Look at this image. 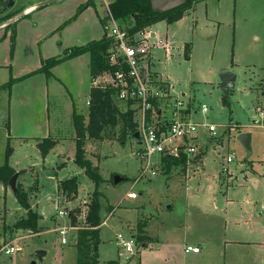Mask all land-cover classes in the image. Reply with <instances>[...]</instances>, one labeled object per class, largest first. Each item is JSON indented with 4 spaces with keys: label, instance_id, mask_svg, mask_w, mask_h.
<instances>
[{
    "label": "rangeland",
    "instance_id": "1",
    "mask_svg": "<svg viewBox=\"0 0 264 264\" xmlns=\"http://www.w3.org/2000/svg\"><path fill=\"white\" fill-rule=\"evenodd\" d=\"M22 1L26 0H18L17 5L0 16V23L19 15ZM193 1L195 4L183 18L171 24L159 20L151 25L153 31L167 33V38L176 42L172 49L178 48V63L171 56L163 57L164 49L158 52L164 62V67L160 65L159 69L169 75L175 95L181 98L184 93L182 98L185 101L190 98L187 107L193 108L192 120L218 126L215 137H218L217 142H222V150L219 152L215 148L216 142L209 141L203 157L204 166H193L191 173L175 167L167 174L162 165L156 163L155 176L141 177L143 162L133 155L139 148L138 140L133 135H127L125 141L119 140L118 126L113 135L110 133L101 141L88 139L84 142L86 158L103 179L96 185L74 162L76 140L72 113L75 110L85 117L88 113V55L81 54L78 60L69 62L67 59L51 67L48 94L44 89L40 91L38 78L17 81L8 89L6 82L11 67L0 70V166L5 162L9 144L13 155H10L8 164L14 169H26L16 171V187L26 192L30 206L29 209L23 207L12 187L0 182V264H30L32 259L37 264H56L65 253L69 257L63 264H77L74 240L61 243L58 229L75 226L69 233L76 237L78 230L87 224L94 191H97L101 204L102 220L106 221L100 225L99 264H139L138 251L144 243L160 240L192 243L201 238L206 239L202 243L206 251L221 259L220 264H264L263 260L253 263L254 254L260 255V259L264 256V249L257 244L250 241L226 246L223 243L225 238L264 239V221L259 214L260 205L264 203V129L260 126L259 114V109H264V0ZM173 2L157 0L156 4L162 7V3ZM69 3L63 5L64 12L71 9ZM38 18L40 20L25 18L20 23L18 53L14 59L17 74L38 63L39 56L28 53L32 44L30 37L33 38L35 30L48 32L56 21L53 13ZM60 30L58 28L54 36H50L49 43L69 42V31L62 33ZM10 34V29L0 27V57L10 46ZM71 34L70 42L84 38L81 27ZM185 45H189L187 53L190 51V56L184 55L186 59L182 55ZM224 69L236 74L231 93L220 89L219 73ZM40 73V80L44 81L47 77L44 72ZM114 101L120 109L126 108L124 102H119L115 96ZM202 105L207 106L206 112L201 111ZM47 117L49 124L45 132L37 134L34 124L41 118L46 121ZM242 132L252 134L250 151L238 139ZM19 134L39 135L35 137L36 143L49 137L57 145L43 157L35 148L34 139L23 143L17 136ZM229 153L234 158L227 163ZM152 159L154 162L156 158ZM224 166L228 171L223 173ZM186 174H189L188 178H185ZM73 175L78 179L77 193L67 196L61 190L58 192V180ZM114 175L126 179L114 183ZM248 176H253L256 185L254 176L261 178L258 188L245 184L249 183ZM129 191H135L138 196L127 197ZM234 193L238 194L237 198ZM62 209L66 210V215L59 214ZM29 211L39 214L37 223L41 230L15 226L17 221L27 218ZM251 211L254 215L250 214ZM40 215L44 216L43 220ZM139 222L145 223L142 233L145 238L136 239L132 255L127 258L119 256L116 234L122 233L125 237L137 234ZM248 225L251 235L243 236ZM16 239L21 249L15 254H6L2 248L12 245ZM37 246L47 247L42 261L35 256ZM189 264L193 263L190 261ZM206 264L218 263L213 257Z\"/></svg>",
    "mask_w": 264,
    "mask_h": 264
},
{
    "label": "trees",
    "instance_id": "2",
    "mask_svg": "<svg viewBox=\"0 0 264 264\" xmlns=\"http://www.w3.org/2000/svg\"><path fill=\"white\" fill-rule=\"evenodd\" d=\"M93 4V0H87L77 6L75 13L67 19L65 24L73 21L86 7ZM195 4L193 0H184L167 9H156L152 5V0H112L108 7L110 14L117 24L126 29L130 34L135 33L145 27L151 26L153 23L164 20L171 24L181 19ZM12 14V13H11ZM13 15V14H12ZM12 15L8 16L11 17ZM4 19V18H3ZM6 30H11L10 34V54L13 55L16 39V21L7 24ZM113 45V38L106 32L104 36L97 40H90L79 46H72L64 49V51L53 57L45 59L35 72H44L46 77L52 75L50 68L55 64L61 63L72 57H76L83 53H88L90 57L89 70L91 79L105 71L113 72L117 69L116 65L110 63V51ZM189 45L184 46V53L188 57ZM23 77H19L21 79ZM15 78H10L6 82L8 89L16 82ZM115 90L112 87H99L91 85L89 90V106L88 113L85 117L73 110L72 118L75 129L76 154L74 162L84 169L85 174L94 180L97 185L103 181L91 167L89 160L86 158V149L84 142L88 139L103 140L106 135H113L115 128L119 126L120 131L118 139L125 141L127 135H134L137 130V122L134 120L133 110L129 108L130 102L127 103V109H120L114 101ZM226 101V100H225ZM154 105L159 108V102L154 100ZM39 139V138H38ZM56 145V141L49 137H44L36 143L40 153L45 157ZM13 152L12 146L6 147L5 162L0 166V182L4 185L9 184L11 176L16 170L8 164V159ZM162 168L165 173H169L173 168L179 167L185 169V158H174L163 156L160 159ZM126 179L125 177H123ZM59 190L67 196L74 195L78 191L77 176H71L59 182ZM17 199L23 207L30 208L27 203L26 192L20 190L17 186ZM101 204L97 197V191H94L92 201L89 203V211L87 216V224L78 230L76 237H73V246L76 251L77 264H98V246L100 243V225L102 217L100 214ZM39 214L29 211L26 219H21L15 223L18 228H26L31 231H39L41 227L37 220ZM72 221H75V218ZM145 223L139 222L137 225L138 233L134 235L135 239L145 238L142 235ZM139 241V240H138ZM144 243V241H143Z\"/></svg>",
    "mask_w": 264,
    "mask_h": 264
},
{
    "label": "built area",
    "instance_id": "3",
    "mask_svg": "<svg viewBox=\"0 0 264 264\" xmlns=\"http://www.w3.org/2000/svg\"><path fill=\"white\" fill-rule=\"evenodd\" d=\"M109 36L113 38V45L110 51L109 60L116 65L113 72L105 71L91 79V85L99 87H112L115 90V98L119 102H130V109L133 110L134 120L137 122L139 148L133 152L143 162L142 176L153 177L157 174L154 168L160 163L163 156L174 158H185L187 170L201 162L202 149L200 139L202 136L215 137L218 126L214 123L196 122L184 118L182 110L184 103L177 98L171 104L170 117L165 118L160 108H156L154 100L158 101L168 97L162 88L156 74L152 71V61L157 57V50L164 49L168 52L169 46L166 37L153 31L150 26L130 34L126 29L121 28L112 15H109ZM166 96V97H165ZM89 104V99L87 101ZM160 107V106H159ZM207 106L202 105L201 111L206 112ZM260 126L264 129V109H259ZM153 157L155 161L153 162ZM234 155L229 153L226 162L233 161ZM228 167L224 166L222 172H227ZM135 191H129L127 197L136 198ZM60 215H66V210L59 211ZM264 221V203L260 205L259 212ZM106 223V221H102ZM75 226L68 225L58 229L61 243H68L70 240L69 231ZM14 240L12 245L4 246L2 250L12 255L21 249ZM116 244L119 247V256L129 257L134 253L137 245L134 236L125 237L122 233L116 234ZM185 252L198 253L200 248L194 245H185Z\"/></svg>",
    "mask_w": 264,
    "mask_h": 264
},
{
    "label": "crops",
    "instance_id": "4",
    "mask_svg": "<svg viewBox=\"0 0 264 264\" xmlns=\"http://www.w3.org/2000/svg\"><path fill=\"white\" fill-rule=\"evenodd\" d=\"M40 1L43 0H26V1H22V3L19 4V6H21L22 12H26L25 14L22 15V17H20L19 19L15 20L16 21V39H15V48H14V52L13 55L10 54V46L6 49V51H3L2 53V57H0V70L3 68H7V67H11L10 71H11V75L10 78H15L17 80H15L16 82L14 84L17 83V81H27V80H36L37 78L39 79V89L40 91H42L44 89V92L46 94H48V81L49 79L46 78L44 81L40 80V76H42V73L40 72H35L33 73L36 69H38L39 67H41L43 61L49 57H53V56H57L59 54H61L64 49L68 48V47H72V46H79V45H83L85 43H87L90 40H97L100 39L102 36H104V34L106 32H108V29L106 28V24L108 25L109 28V15H110V11H109V3L112 0H93V4L86 7L73 21L69 22L68 24H65L62 28H61V32L65 33L67 31H69V39L71 40V33L74 30H79L81 27V31L84 33V38L83 40H76V42H69L66 41L64 42H59L56 43L54 41H51L49 43V40L51 39V37L54 36V32L57 31V29L64 24V22L69 19L74 13L75 10L77 8V6L81 3L86 2L87 0H72L71 2L69 0H57L55 2L46 4L44 6H40V7H36L34 8ZM157 0H152V5L154 8L156 9H167L176 4L181 3L184 0H174L173 4H164L162 3V7L161 4L157 5L156 4ZM18 0H15L14 4L11 7H6L5 8V0H0V16H3L4 14H6L7 12L10 11V9L16 4L17 5ZM70 2V3H69ZM65 3H69V5L71 6V9L69 10V12H64L65 10L63 9V5H65ZM158 3H161L158 1ZM157 5V6H156ZM172 5V6H171ZM190 11V10H189ZM189 11L184 15H188ZM47 13H53L56 16V21L53 24V26L50 28V30L48 32H43V31H38L35 30L34 32V36L33 38L30 37V42L32 41L31 47L29 48L28 52L29 54H37V56H39L38 59V63L35 67L27 70L24 73H19L17 74L16 70L14 69L16 63H14V59L17 57V51H18V43L17 40H19L20 38V23L22 22V20H24L25 18H33L34 19H39V16H42L44 14ZM31 15H33V17H30ZM183 16V17H184ZM182 17V18H183ZM40 20V19H39ZM106 23V24H105ZM167 23V22H166ZM168 24V23H167ZM5 28V26H3ZM151 27V26H150ZM3 31V30H2ZM156 32V31H155ZM158 33V32H157ZM161 34V33H158ZM163 36L166 37V41L168 43L169 49L168 52H166L165 50L163 51V57L165 58H170L174 60L176 63H178L179 57L177 54H179L178 52V48H174L172 49L176 42L174 40H169L167 38V33L165 34H161ZM51 36V37H50ZM57 37V36H55ZM174 44V46H173ZM29 45V43H27V46ZM41 46V48H40ZM43 46V47H42ZM24 50L27 49V47L23 48ZM45 51L43 52L42 51ZM161 50V49H160ZM159 49L157 50V57L155 59H153L152 61V70H154L156 77L158 79V81L160 82L162 88L164 89V91L167 93L166 95H168V97L166 98H162L161 100H159V108L161 110V114L162 116H164L165 118H169L170 117V112H171V108L173 103L172 100H174V102L177 99V96L175 95L176 91L174 89V84L171 82V79L169 78V75L163 73L159 67L161 65V67H164V62L161 58V56L159 55ZM190 53V51H189ZM188 53V55L190 56V54ZM82 55H88V68H89V61H90V57L88 53H84ZM81 54L69 59L67 61H72V60H78L80 56H82ZM182 55L184 56V47H182ZM184 58L186 59V57L184 56ZM59 66V65H58ZM57 66V67H58ZM89 71V85H88V92L90 90L91 87V77H90V70ZM232 71V70H231ZM45 75V74H44ZM46 76V75H45ZM19 77H23L21 79H18ZM9 78V79H10ZM44 78V77H43ZM8 79V80H9ZM58 79V78H57ZM7 80V81H8ZM236 82V81H235ZM236 84V83H235ZM182 96H184V93H182V95L180 96L183 103H184V110H182V115L184 116V118L187 119H192V109L187 107L188 106V102L190 100V98L185 101ZM187 102V103H186ZM87 104V103H86ZM125 105V103H124ZM187 107V108H185ZM165 112V114H164ZM196 113V110L195 112ZM25 120V119H24ZM23 120V121H24ZM49 124V120L47 117V120L45 121V119L41 118L39 120V122L34 124V131H37V134H42L45 132V128L46 126ZM18 137H20L22 139L21 142H29L30 140L34 139L35 137L39 136H35V135H17ZM218 137H211V136H202L200 139V146L202 149V153H201V162L199 164H197V166H199V168H202L204 166L203 164V157L206 154V151L208 149V144L209 141H213L216 142L215 148L220 152L222 150V142H217ZM220 138V137H219ZM35 143V148L37 150H39L36 146V140L33 141ZM59 142V140H58ZM250 142H252V134H251V138H250ZM242 144V143H241ZM57 145V144H56ZM243 145V144H242ZM54 148H52L51 150H53ZM50 150V151H51ZM40 152V150H39ZM13 155V154H12ZM47 156V155H46ZM45 156V157H46ZM12 157V156H11ZM65 164V163H63ZM45 168V166H44ZM16 171H22V170H26V169H17L15 168ZM193 169V168H191ZM191 169L187 170L186 167L185 170L186 172L190 171ZM187 172V173H188ZM191 173V172H189ZM250 174V173H249ZM187 175V174H186ZM185 178L189 177L188 175ZM248 175V174H246ZM74 176V175H73ZM253 176H248L247 180L249 183H245L243 182L242 185L245 183L248 186H252L253 188H258L261 178L258 176H254L257 178V185H256V180L254 178H252ZM69 178V177H68ZM151 178V177H149ZM61 180H58V184L57 187H59V182ZM251 181V182H250ZM252 183V184H251ZM58 192L59 189H57ZM235 198L238 197L237 193H234ZM37 206V203H36ZM34 207V206H33ZM251 215H254L253 212H250ZM256 215H258V213H255ZM40 219H44V216L40 215ZM234 223H239V221H234ZM251 227L248 225V229L247 232H245L243 234L244 235H251ZM17 234V233H16ZM237 234H240V232L238 231ZM132 236H134V234H132ZM69 237L72 240L73 239V235L69 233ZM4 239L2 238V241ZM155 240H159V239H155ZM205 238H201L198 239L195 242H179V240H160V241H155V243H151V244H147L144 243L142 245V247L139 249L138 251V262L139 264H186V262L189 264V262L191 261L193 264H206L209 262V259H213V257L216 258V261L218 264L221 263V259L219 260V257L216 256H212L213 252L210 251H206L205 246L202 244L203 241H205ZM202 241V242H200ZM252 242L254 244H257V246L259 248L264 249V239L261 241H256V240H250V239H246V240H242L239 239V237L237 238H225L223 243L227 245L229 244H246L249 242ZM61 242V241H60ZM67 244V243H66ZM185 245H194V246H198L200 248V251L198 253H193V252H185L184 251V247ZM35 251L39 248H43V249H47L46 246H37L35 247ZM99 248V247H98ZM264 255V251L262 253ZM99 256V253H98ZM224 256V255H223ZM69 255L68 253H65L63 255H61V258L58 259V261H56V264H63L65 259H68ZM253 258V263H257L258 261L263 260L264 262V256L261 257L260 259V255L258 254H254V256H252ZM34 260V259H32ZM45 260V259H44ZM111 262V261H110ZM222 262L224 263V259H222ZM37 264V263H36ZM98 264H99V260H98Z\"/></svg>",
    "mask_w": 264,
    "mask_h": 264
},
{
    "label": "water",
    "instance_id": "5",
    "mask_svg": "<svg viewBox=\"0 0 264 264\" xmlns=\"http://www.w3.org/2000/svg\"><path fill=\"white\" fill-rule=\"evenodd\" d=\"M57 0H44L39 2L34 8L36 7H40V6H44L46 4L55 2ZM15 0H5V8L11 7L14 4ZM26 12H21L19 15L14 16L11 19H7L3 22L0 23V27L2 26H6L7 24L14 22L15 20L19 19L20 17H22L23 14H25ZM106 24V23H105ZM106 28L108 29V25L106 24ZM219 79H220V89L224 92V93H231L234 89L235 86V81H236V74H234L231 70L228 69H224L222 71H220L219 73ZM135 138L138 137V132H135V134L133 135ZM250 138H251V134L250 132H242L238 135V139L239 141L243 144V146L250 151ZM18 177V173L15 172L10 180H9V186L12 187L13 191H17V187H16V179ZM114 183H118L120 182L122 179H124L122 176L120 175H114ZM46 254V251L44 249H37L35 251V256L37 257V259H39L40 261L43 260V256ZM30 264H36V260L31 261Z\"/></svg>",
    "mask_w": 264,
    "mask_h": 264
}]
</instances>
